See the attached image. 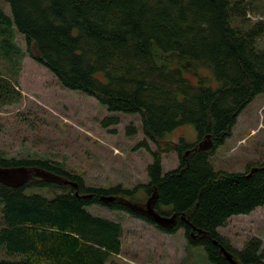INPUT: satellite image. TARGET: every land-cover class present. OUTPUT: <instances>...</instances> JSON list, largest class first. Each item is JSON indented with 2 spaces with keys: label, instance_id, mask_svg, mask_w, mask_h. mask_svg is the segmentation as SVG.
Instances as JSON below:
<instances>
[{
  "label": "trees",
  "instance_id": "trees-1",
  "mask_svg": "<svg viewBox=\"0 0 264 264\" xmlns=\"http://www.w3.org/2000/svg\"><path fill=\"white\" fill-rule=\"evenodd\" d=\"M15 34L64 88L94 97L111 113L139 114L145 136L159 150L151 151L146 141L138 146L153 157L147 184L109 189L86 186L51 159L8 157L0 150L1 167H40L79 184V195L70 185L43 181L20 188L0 184V246L8 257L0 264H112L122 253L123 226L88 207L125 211L167 232L100 200L122 196L144 203L134 198L140 189L147 200L157 191L160 214L186 215L189 224L180 222L177 229L212 264H229L221 245L242 264H264L262 240L254 237L235 250L219 233L231 217L264 207V164L245 172L215 171L212 150H196L207 135L213 148L224 144L239 115L264 94V0H0V61L11 65L23 56ZM16 82L0 73V107L22 100ZM103 123L119 121L108 117ZM186 124L196 127L197 144L181 139L161 148L169 133ZM172 149L181 164L164 172L161 153ZM31 187L59 192L52 198L27 195ZM192 227L209 238L193 239Z\"/></svg>",
  "mask_w": 264,
  "mask_h": 264
},
{
  "label": "rangeland",
  "instance_id": "rangeland-1",
  "mask_svg": "<svg viewBox=\"0 0 264 264\" xmlns=\"http://www.w3.org/2000/svg\"><path fill=\"white\" fill-rule=\"evenodd\" d=\"M3 6L9 15L8 5ZM15 41L23 56L14 59L16 65L0 61V73L17 81L16 89L23 98L0 107V150L8 157L59 162L66 170L80 175L88 187L133 188L147 184V168L153 157L138 146L146 141L154 152L159 146L145 136L141 116L111 113L94 97L64 88L47 68L27 54L22 35L15 34ZM108 117L118 118L119 123L104 126ZM181 139L197 144L196 127H178L163 139L161 148ZM212 148L208 150H212L209 161L215 171L245 172L264 164V94L239 115L224 144ZM188 151H182V156ZM161 155L164 172L180 166L181 154L176 150ZM58 192L48 187L25 190L27 195L37 193L49 198ZM147 197L140 189L134 198L146 202ZM88 211L123 226L122 253L112 257V264H212L201 246L188 244L184 229L163 232L125 211L97 204L88 207ZM219 233L235 250L243 249L254 237L264 243V207L249 215L231 217ZM6 259L0 246V261Z\"/></svg>",
  "mask_w": 264,
  "mask_h": 264
},
{
  "label": "water",
  "instance_id": "water-1",
  "mask_svg": "<svg viewBox=\"0 0 264 264\" xmlns=\"http://www.w3.org/2000/svg\"><path fill=\"white\" fill-rule=\"evenodd\" d=\"M214 146L213 140L210 135H207L205 140L200 142L196 150L208 151ZM190 153L188 151L185 156ZM39 179L46 183L55 184L58 186L70 185L75 188L76 195H79V184L75 181L69 180L63 176L46 171L40 167H1L0 166V184L10 188H20L28 184L29 182ZM85 199H91L92 194L83 195ZM100 200L110 206L113 204L123 206L133 213L139 214L149 220L150 222L160 226L164 230L172 231L177 228L178 221L189 224V221L185 214H173L171 216H164L158 212L156 205L159 200L157 191L154 189L153 194L144 203L130 200L122 196H101ZM191 237L193 239L209 238L207 233L196 227H192ZM215 244L218 242L213 241ZM220 252L224 256V259L229 264H242L236 256L226 250L222 245L220 246Z\"/></svg>",
  "mask_w": 264,
  "mask_h": 264
},
{
  "label": "flooded vegetation",
  "instance_id": "flooded-vegetation-1",
  "mask_svg": "<svg viewBox=\"0 0 264 264\" xmlns=\"http://www.w3.org/2000/svg\"><path fill=\"white\" fill-rule=\"evenodd\" d=\"M34 181H41V180H39V179H35ZM180 222H182V221H181V220L178 221L177 228H179V223H180ZM177 228H176L175 230H177ZM180 229H182V228H180ZM173 231H174V230H173Z\"/></svg>",
  "mask_w": 264,
  "mask_h": 264
}]
</instances>
